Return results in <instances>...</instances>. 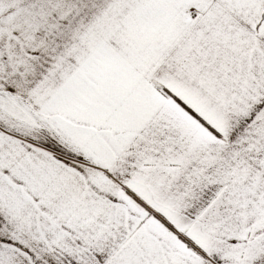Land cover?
Listing matches in <instances>:
<instances>
[{"label":"snow or ice","instance_id":"obj_1","mask_svg":"<svg viewBox=\"0 0 264 264\" xmlns=\"http://www.w3.org/2000/svg\"><path fill=\"white\" fill-rule=\"evenodd\" d=\"M0 264H264V0H0Z\"/></svg>","mask_w":264,"mask_h":264}]
</instances>
